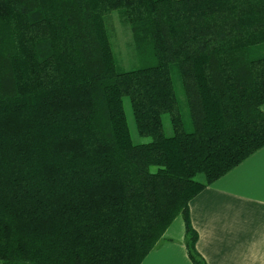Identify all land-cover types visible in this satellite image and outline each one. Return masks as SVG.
<instances>
[{"label": "trees", "instance_id": "1", "mask_svg": "<svg viewBox=\"0 0 264 264\" xmlns=\"http://www.w3.org/2000/svg\"><path fill=\"white\" fill-rule=\"evenodd\" d=\"M263 106L264 0H0V264H142L179 216L206 264L190 202L264 148Z\"/></svg>", "mask_w": 264, "mask_h": 264}, {"label": "crops", "instance_id": "2", "mask_svg": "<svg viewBox=\"0 0 264 264\" xmlns=\"http://www.w3.org/2000/svg\"><path fill=\"white\" fill-rule=\"evenodd\" d=\"M189 207L206 264H264V148L204 189ZM142 264H192L181 216Z\"/></svg>", "mask_w": 264, "mask_h": 264}, {"label": "rangeland", "instance_id": "3", "mask_svg": "<svg viewBox=\"0 0 264 264\" xmlns=\"http://www.w3.org/2000/svg\"><path fill=\"white\" fill-rule=\"evenodd\" d=\"M108 22L110 25L109 28L111 44L120 70L131 71L138 69L140 66H142V59L137 55L130 25L124 23V18L118 11L110 14V16L108 17ZM173 81L177 97L183 109V113L185 114V117H187L188 111L185 96L183 93L180 78L178 77L176 72H173ZM124 107L133 142L135 144H143L149 142L150 138L141 137L137 131L134 113L129 98L124 99ZM163 123L165 135L172 136L173 129L171 127L168 115L163 116ZM197 180L200 182L204 181V176H198Z\"/></svg>", "mask_w": 264, "mask_h": 264}]
</instances>
